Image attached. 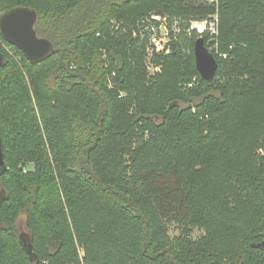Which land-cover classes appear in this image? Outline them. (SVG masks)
Segmentation results:
<instances>
[{
	"label": "trees",
	"instance_id": "16d2710c",
	"mask_svg": "<svg viewBox=\"0 0 264 264\" xmlns=\"http://www.w3.org/2000/svg\"><path fill=\"white\" fill-rule=\"evenodd\" d=\"M17 7L54 53L32 64L0 35V264H264V0H0V15ZM216 9L211 81L196 34L149 75L141 18Z\"/></svg>",
	"mask_w": 264,
	"mask_h": 264
},
{
	"label": "built area",
	"instance_id": "2783aa9c",
	"mask_svg": "<svg viewBox=\"0 0 264 264\" xmlns=\"http://www.w3.org/2000/svg\"><path fill=\"white\" fill-rule=\"evenodd\" d=\"M207 2L214 4L218 8V0H207ZM121 23L118 21H111L110 28L113 34L118 32L124 33L125 29H121ZM133 30V36L136 37L143 44H146V54L148 56L147 62L152 74L160 71L159 66H154L151 62V56L156 54H169L174 44L186 46L188 41L192 40L193 35H198V38L207 37L205 47L213 54L217 53V37L218 29V10L216 13L204 20H187L182 17L148 14L141 18ZM196 41V40H195ZM194 41V42H195ZM201 79V77L199 76ZM197 78H193L191 87L197 82ZM112 86V84H111Z\"/></svg>",
	"mask_w": 264,
	"mask_h": 264
},
{
	"label": "water",
	"instance_id": "95a60500",
	"mask_svg": "<svg viewBox=\"0 0 264 264\" xmlns=\"http://www.w3.org/2000/svg\"><path fill=\"white\" fill-rule=\"evenodd\" d=\"M36 12L29 8H13L0 15V35L3 40L17 49L32 63L37 64L48 59L54 48L50 41L45 38H38L34 31ZM195 68L204 81H211L214 78L217 63L207 48L202 38L196 39L193 46ZM3 58L0 55V66ZM5 168L0 141V169ZM22 238V236H20ZM24 248H27L29 256L34 258L31 248L26 240H22Z\"/></svg>",
	"mask_w": 264,
	"mask_h": 264
},
{
	"label": "rangeland",
	"instance_id": "374dc122",
	"mask_svg": "<svg viewBox=\"0 0 264 264\" xmlns=\"http://www.w3.org/2000/svg\"><path fill=\"white\" fill-rule=\"evenodd\" d=\"M150 14H152V13H150ZM146 68L148 70V73L152 74L153 70L152 69L149 70L150 65L147 61H146ZM187 89H190V87H187ZM16 225H17L21 234L26 233L25 232V217L23 215L18 217ZM168 232H169V235L171 238L177 237L180 234V230H179L178 226L176 224H173V223L168 225ZM203 234H204V232L202 230L195 228V229H192L191 238L197 239V238L201 237Z\"/></svg>",
	"mask_w": 264,
	"mask_h": 264
}]
</instances>
